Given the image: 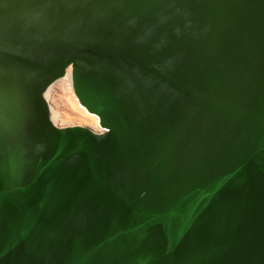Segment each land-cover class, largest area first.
<instances>
[{"label": "water", "instance_id": "1", "mask_svg": "<svg viewBox=\"0 0 264 264\" xmlns=\"http://www.w3.org/2000/svg\"><path fill=\"white\" fill-rule=\"evenodd\" d=\"M0 264H264V0H0Z\"/></svg>", "mask_w": 264, "mask_h": 264}, {"label": "bare ground", "instance_id": "2", "mask_svg": "<svg viewBox=\"0 0 264 264\" xmlns=\"http://www.w3.org/2000/svg\"><path fill=\"white\" fill-rule=\"evenodd\" d=\"M64 81L58 78L43 92L42 97L49 111L50 122L57 127L78 125L88 128L91 132L100 133L103 129L99 127L96 116L79 105L72 87L64 86Z\"/></svg>", "mask_w": 264, "mask_h": 264}, {"label": "rangeland", "instance_id": "3", "mask_svg": "<svg viewBox=\"0 0 264 264\" xmlns=\"http://www.w3.org/2000/svg\"><path fill=\"white\" fill-rule=\"evenodd\" d=\"M65 76H67L66 78H65ZM63 78V79H62ZM65 78V79H64ZM60 80H65L64 81V83H63V85L64 86H66L67 85V87H71V84H69V72L68 71H66V73L64 74V76L63 77H60ZM67 80H68V82H67ZM66 83H68V84H66ZM97 118V117H96Z\"/></svg>", "mask_w": 264, "mask_h": 264}]
</instances>
